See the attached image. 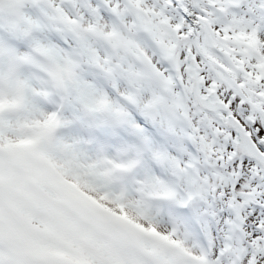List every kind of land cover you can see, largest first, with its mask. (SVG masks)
<instances>
[{
  "label": "snow or ice",
  "instance_id": "6c2138e0",
  "mask_svg": "<svg viewBox=\"0 0 264 264\" xmlns=\"http://www.w3.org/2000/svg\"><path fill=\"white\" fill-rule=\"evenodd\" d=\"M0 264H264V0H0Z\"/></svg>",
  "mask_w": 264,
  "mask_h": 264
}]
</instances>
